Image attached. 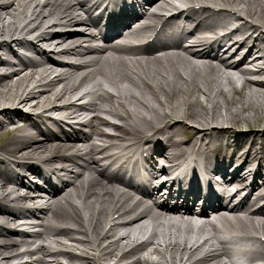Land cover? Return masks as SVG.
I'll use <instances>...</instances> for the list:
<instances>
[{"label": "bare ground", "instance_id": "1", "mask_svg": "<svg viewBox=\"0 0 264 264\" xmlns=\"http://www.w3.org/2000/svg\"><path fill=\"white\" fill-rule=\"evenodd\" d=\"M226 1L231 2L227 3L228 6H231L239 12H241V10H245L242 12L249 15L248 17L250 18L253 17L255 19H260L261 16H264V3H261L260 0H256L255 3L253 0ZM39 5V2L33 3V0H0V35L2 36L5 34L9 36V34L12 32H24L26 35L35 33L34 27L28 25L31 21L27 25L26 23L21 25L20 20L23 18L31 19L33 16L37 15L34 18L39 22H44L46 21L45 17L53 15L50 10L43 13L38 12L36 7ZM22 6H24L25 9L21 11L20 9ZM66 7L68 8L66 9ZM58 8L60 9L59 14H62L64 18L69 17L75 18V20H77V17L73 15L75 8L72 7L71 2H69L67 5H61ZM40 11L42 12V10ZM33 23L35 24L36 22L34 21L31 24ZM249 34L251 33L249 32ZM41 36V34H38L35 38L38 39L41 38ZM257 36L259 40L264 39V34L260 30H258ZM16 41L19 44L25 43L24 38L21 37H17ZM26 42L28 49L35 48L32 43L28 42L27 40ZM6 45L8 46V43L5 41V39L0 41L1 48L5 47ZM239 46L241 48V45ZM193 48L195 47H187L185 50L189 49L190 53H196L203 62L196 61L191 55L183 51L163 53L157 57L160 58L162 56H168L170 61L176 60L180 63V72L186 70L187 75L191 74V72L193 73V93L189 97V102H182L181 96H183V93H185L186 96L189 95L191 85H184L182 79L179 78V74L175 75L170 80H164L161 73L163 67L162 64L158 62L157 58H155V62L149 58L140 61L141 66L143 63L146 64L149 72H155L157 89L162 90V92H164L165 89H168L169 93H167V95L170 97V99L168 98V101L171 100L172 105H170L168 113H166L165 110H162V116L165 115L164 117H166V114L171 113V118L174 116L178 117L176 119L177 121L184 119L190 124L208 129L210 131L212 130L208 126L209 124H214L215 128H217L216 135L208 136L207 133L200 134V132L197 131L195 133L197 138H192L189 142L184 143L182 139L174 140L172 143V150L169 152V154L171 155L174 148L180 144L182 146L187 145L192 150H194L195 146L199 142V139L201 137H207L209 138L212 145L225 150L228 152L230 157H234L238 152L239 143L230 138L228 135L229 130L224 131L219 128L220 126H224L226 123H229L233 120H236L237 123L243 125L252 123L254 126H262L264 124V82L260 81L258 78L264 75V46H261V44L259 46H255V56H252L248 52L245 56H243L242 60L246 63L243 65V67L247 68H238L234 70H230L221 66V64L219 65L218 63L211 61L204 63V61L209 59L208 52H203L198 48ZM9 51L18 57V54L14 52V50L12 51V49H9ZM209 54L218 55L216 52L212 51L209 52ZM18 58L21 57L19 56ZM178 62L175 63L178 64ZM254 63H258L256 64V69H252L251 67ZM222 64L231 68L239 66V64H230L228 61H223ZM8 65H11L10 59H3L0 57V70L8 68ZM16 67L17 68L13 69L12 71H5L0 75V130L9 131V126L13 129L17 128L19 124V120H17V118H23L24 114L22 112L17 113L16 110L12 111L9 108L10 105L17 103V101H21L24 104L27 103L29 105V102L32 98H38L35 103H32L34 104L33 106L41 105L42 109L47 110L46 112L60 111V114L62 115L66 113L71 115L74 112L70 111L73 107L63 109L60 108L61 105H59V107H55L53 104L58 100H61L62 97L68 93V90L74 89L76 82L71 84V81H66L63 87L61 86L60 89H57V86L60 83V81H57L63 76H66L67 72L65 73V71H60L59 77H57L58 79H51L50 82L43 84L45 81L44 76L47 70L30 71L26 66ZM84 67H87V71H83L79 75H83L85 80L84 86H89L90 83L88 77H92L95 72H101V70L94 69L93 64ZM152 67H154V69ZM188 67H191V70ZM202 68H205V70L202 71ZM209 69L211 71H209ZM15 74L19 75L20 77V79L16 78L18 79L16 82L13 78ZM171 74L172 73L169 74L170 77ZM248 74H250V76H248ZM119 77L121 79H130V77L124 75L121 70H119ZM218 77L219 79H217ZM202 81L203 85H201ZM102 83L103 82H98V85H101ZM39 85L43 86L42 89L45 90L44 92L35 89ZM125 87L129 91L132 102L140 111L139 113L145 114L148 111L151 113L152 110H150L149 104L139 101L137 95L127 84ZM77 91L74 96H78L82 90L77 89ZM27 93H29V96L25 98ZM42 93L47 94V96H43ZM90 97L92 98L93 96ZM66 110L68 111L66 112ZM157 113L159 112L155 109V112L152 115H157ZM41 116L42 114L39 115V117ZM47 122L48 120L44 119H38V121L35 122L36 128H38L39 132L45 136L44 138L38 139L37 132L32 131L26 124V127L23 129H14L16 130L15 136H13L12 139L5 145L0 147V150L3 151L4 155H0V194H6V196H10L12 193H16V196L19 195L21 187L9 186L11 180L20 181V179L16 177L19 175L13 168L16 167V164L18 163H12L13 165H11V162H20V167L27 168L28 171H30L32 167L30 164L23 163V159H25V153L22 147L26 146V148H29L26 151V158L30 157L31 155L39 154L36 160L46 161L43 159V157L47 158L45 156L46 153L51 155L52 152L62 149L65 146L61 143L56 145L48 143L49 138L53 135V132L51 131L50 125H48L49 123ZM41 123H43L45 126H42ZM132 124H135V122ZM184 129L188 130L190 127L187 125L184 127ZM19 131H22L21 135L17 134ZM259 132H263L264 134V129L259 130ZM247 134L256 137L254 133ZM207 138L202 140V145H205ZM86 155L88 154L86 153ZM67 157L69 159V155H67ZM260 159L261 161H264V153ZM84 172H90V169H87ZM95 172V169L92 170L88 179H85L86 177L83 176L84 179L80 186H75L72 190L63 193L55 204L47 206V208L53 210V218L55 220V224L51 229V236L49 237L51 241H60V239L62 240L64 236H73L72 238H75L77 234L74 233L73 230H79V232L83 230L86 232H83L85 233L83 237L86 239L83 237L79 238L87 240L86 242H82L84 248L92 245H94L96 248L98 245L99 249L101 250L98 252L102 253V260L113 259L117 256L118 259L116 264H119L121 260H124L121 262V264H176L178 262H182L184 264H211L207 262L206 259L196 262H188L187 260L183 259L186 255L194 258L196 249L188 248L187 242L183 238H181L179 241L177 240L176 236H178V233H180L182 230H180V227H176L172 220H170L171 222L169 224L172 226L173 230L171 231L172 238L167 235V233L162 234V239L165 243L167 238L170 239L169 244L166 247V251H169L170 248H172L173 251L171 250V253L167 252V254H164L165 256H163L162 251L159 248L153 247L154 237L151 242L146 241L143 243H138V241H140L144 235L143 229L145 228V223L149 219L156 223L157 229L155 230L154 236H158V238L160 237L161 217L156 213V211L151 209L154 207L152 202L141 201L140 199L135 201L129 191H126L120 187H116L113 184L108 185L104 183L97 175H95ZM22 183L23 181L21 180L20 184ZM85 190L87 191V194L85 200L82 203V196L80 193L83 194ZM3 199L8 200V197ZM25 199L27 200V203L32 204H35V202L38 200L37 197H17L14 204L17 206ZM77 200L79 201L78 204ZM114 200H117V203H114ZM134 201L135 203L132 204ZM22 207L24 208V206ZM215 208H217V205L213 204L206 206L203 211L209 212ZM137 211H140V213ZM13 213H17L13 211V206L6 207L2 202H0V261L7 256L4 254V251L6 250L4 247L7 243H9V241L16 243L21 240V242H23V240L26 238L25 233L21 234V238H18L17 236H11L13 230L8 228L10 226L9 224L16 223V221H12L10 217V214L14 215ZM218 213H216L217 215H215L212 219L207 220H199L192 217L183 216H171V219L185 221L194 225H217L219 221L226 217V214ZM112 215H117L120 219L119 223L117 222L118 225L116 223L114 226L115 233L113 236H109L107 232H103L100 234V238L94 237L92 239H88L90 235L87 233L100 232L101 230L99 229L103 228L105 225H108V218L112 217ZM259 218L261 217L256 214L247 216L245 218L249 224V229L250 227L254 228L256 223L262 222L264 225L263 220L257 221ZM120 222L122 226H120ZM206 229L207 228H205V230ZM193 231L194 229L190 230V232ZM116 236H118L117 239H114ZM109 237H112V247H106V249H104L101 244L103 242H108ZM183 240L185 241L186 246L183 243ZM78 241L81 242V240ZM89 243H91V245ZM130 244L134 245V247L132 248V246H129ZM182 246L184 249L186 248V250L180 253L178 249ZM254 247V245H248V247H239L238 249L228 251L227 255L233 259L235 264H239L242 259H248ZM119 251H122L120 256H118ZM153 256H157L158 260L155 261Z\"/></svg>", "mask_w": 264, "mask_h": 264}]
</instances>
